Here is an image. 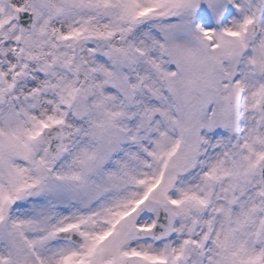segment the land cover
<instances>
[{"label": "snow or ice", "instance_id": "obj_1", "mask_svg": "<svg viewBox=\"0 0 264 264\" xmlns=\"http://www.w3.org/2000/svg\"><path fill=\"white\" fill-rule=\"evenodd\" d=\"M0 264H264V0H0Z\"/></svg>", "mask_w": 264, "mask_h": 264}]
</instances>
